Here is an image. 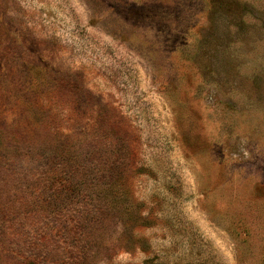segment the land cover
<instances>
[{
  "label": "rangeland",
  "instance_id": "obj_1",
  "mask_svg": "<svg viewBox=\"0 0 264 264\" xmlns=\"http://www.w3.org/2000/svg\"><path fill=\"white\" fill-rule=\"evenodd\" d=\"M0 264H264V0H0Z\"/></svg>",
  "mask_w": 264,
  "mask_h": 264
}]
</instances>
